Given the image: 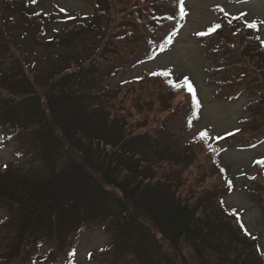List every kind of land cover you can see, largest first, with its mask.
Instances as JSON below:
<instances>
[{"label":"trees","instance_id":"1","mask_svg":"<svg viewBox=\"0 0 264 264\" xmlns=\"http://www.w3.org/2000/svg\"><path fill=\"white\" fill-rule=\"evenodd\" d=\"M85 1L91 15L63 11L66 26L55 28L58 37L44 42L45 47L70 46L79 52L56 64L44 65L48 58L42 56L27 68L18 56H10L12 68L0 71V139L15 138L16 155L39 161L48 172L43 181L20 182L0 169V210L6 211L0 223L3 264H33L44 240L51 249L40 257L52 255V264H69L71 230L64 225L75 220L81 225L94 205L107 207L96 220L111 236V245L93 255L101 264H188L184 249L197 264L207 263L208 254L214 264H264L239 222L224 213L220 196L231 182L192 192L193 183L182 181L187 168H202L184 141L199 109L193 86L186 79L172 80L165 70L123 83L116 93L101 84L168 49L187 0ZM0 2L27 23L35 17L42 22L36 30L45 34L44 14H49L35 8L39 0ZM214 10L217 20L197 36L203 56L215 62L206 83L221 99L250 100L240 118L244 128L226 136L222 145L210 142L205 131L192 138L195 145L210 148V174L219 173L224 146L244 148L264 137V38L259 25L244 14ZM58 19L54 21L63 23ZM7 40L0 33V61L3 53H11ZM130 88L141 96L139 104L147 105L151 115L146 113V119L158 115L142 136H133L115 109L122 89ZM171 93L181 94L185 103L171 108ZM92 109L95 117L88 113ZM162 113L167 114L160 117Z\"/></svg>","mask_w":264,"mask_h":264},{"label":"rangeland","instance_id":"2","mask_svg":"<svg viewBox=\"0 0 264 264\" xmlns=\"http://www.w3.org/2000/svg\"><path fill=\"white\" fill-rule=\"evenodd\" d=\"M25 2L29 3L31 0H25ZM39 2L35 8L49 14V16L44 14L47 16L44 22L45 34H39L38 29L42 22L39 24V20L35 17L31 16L30 23H27L19 16V12L10 9L8 7L10 5L0 2V33L9 40L7 44L11 52V55L3 53L4 58L0 61V71L7 72L12 68L13 59H10V56H18L24 63L22 66L27 68L26 66H33L32 63L35 61L39 62L42 56L48 58L47 61L42 60V63L46 65L45 63L56 64L59 58L69 60L70 54L73 56L77 53L78 49H71L70 46L67 48H55L53 45L45 47L44 42L58 37L53 31L55 28L62 29L66 26L65 23L54 21L63 16L59 10H66L69 15H91V6L85 0H39ZM217 6L221 7L228 16L245 13L248 20L259 24V33L264 38V0H187L183 25L174 35L166 52L157 55L153 61L120 72L101 84L104 89L116 93L123 83H132L146 72L163 69L169 72L171 79L175 81L186 79L194 86L199 100L198 119L193 123L191 130L185 134L184 141L191 148L190 152L196 156L197 164H202V168L199 166L198 168L194 166L187 168L183 172L182 181L193 183L192 192L196 188H199L196 191L210 190L211 184H217L218 181L231 182L230 189L223 188V194L220 196L224 213L226 216H233L239 222L246 239L255 245L256 256L264 262V137L244 148L224 146L219 162L220 171L215 174H210L208 170L211 164L210 148L200 143L195 145L197 142L192 140L198 131L204 130L210 142L220 144L222 138L230 132L243 129L240 118L243 117V107L250 100L248 96L233 101L221 99L214 94V88L206 83L207 70L215 62L203 56L200 41L196 35L208 29L211 23L217 20L214 10ZM32 21H35L34 27H31L33 26ZM97 55H100L98 50ZM28 62L30 63L27 64ZM135 87L136 85L132 88ZM128 92L132 102L129 100L128 103L123 104ZM171 96V108L185 103L181 94L171 93ZM140 97L132 92L131 88L130 90L122 89L115 108L121 124L130 125L133 136L137 134L142 136L151 131V118L158 116L145 118L146 113L148 115L151 113L147 111V105L144 107V104H139ZM150 110L153 109L150 108ZM88 113L95 117L93 109ZM166 114L162 113L159 116ZM17 149L18 144L15 138L6 136L0 139V169L14 173L12 178L20 182L29 181L32 178L43 181V178L48 176L47 170L39 161L19 158L16 155ZM259 166L262 171L259 170ZM106 210V206H91L84 218L87 220L83 224L78 225L79 221L75 220L69 224L66 222L64 225L67 230H71L68 240L72 249L73 264H101L93 258V255L107 249L111 245V237L100 227L96 219H100ZM5 216L6 211L2 209L0 223L4 221ZM50 249L51 244L46 240L42 241L38 250L39 257L33 264H52L54 256L40 257L49 253ZM2 252L0 249V256ZM183 253L189 260L188 264H197L198 260L190 254L189 250L184 249ZM89 254L92 258L88 256ZM0 258L3 259V257ZM3 262L4 259L0 261V264ZM201 264H214L213 256L208 254L207 263L201 261Z\"/></svg>","mask_w":264,"mask_h":264}]
</instances>
